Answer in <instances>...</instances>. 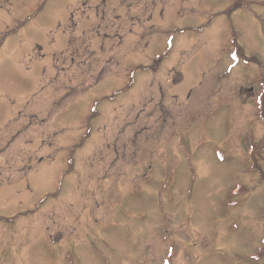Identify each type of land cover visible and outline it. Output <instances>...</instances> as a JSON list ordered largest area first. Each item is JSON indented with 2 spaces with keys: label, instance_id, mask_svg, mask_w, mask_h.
<instances>
[{
  "label": "rangeland",
  "instance_id": "obj_1",
  "mask_svg": "<svg viewBox=\"0 0 264 264\" xmlns=\"http://www.w3.org/2000/svg\"><path fill=\"white\" fill-rule=\"evenodd\" d=\"M0 264H264V0H0Z\"/></svg>",
  "mask_w": 264,
  "mask_h": 264
}]
</instances>
